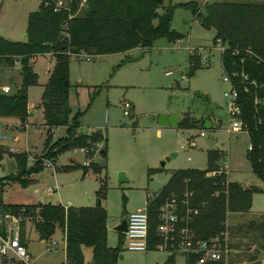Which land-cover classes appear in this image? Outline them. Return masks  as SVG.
Segmentation results:
<instances>
[{
    "label": "rangeland",
    "instance_id": "rangeland-1",
    "mask_svg": "<svg viewBox=\"0 0 264 264\" xmlns=\"http://www.w3.org/2000/svg\"><path fill=\"white\" fill-rule=\"evenodd\" d=\"M40 1L0 0V35L21 41L28 13L37 9ZM170 1L195 2L204 13L205 3L245 0ZM171 26L181 34L175 41L157 38L149 48L139 46L124 52L91 56L89 60L78 56L70 58L68 102L71 116L76 111L83 112L77 130L86 133L93 128L106 138L105 143L100 142L97 146L98 151L105 149V157H100L98 152L92 157V162L101 167V171L95 173L92 167L87 166V173L80 178L84 169L80 167L68 172L65 177L60 174L54 178L55 167L47 166L46 162L44 169L33 175L36 180L28 186L10 184L12 186L6 189L3 196L5 202L31 203L34 199L58 202L60 199L65 203L73 195L80 198L78 203L81 205L93 206L96 203L94 191L103 180L104 194L100 201L107 211V243L112 247L117 244L118 233L114 227L121 216L142 208L145 195L156 193L166 183L172 167L206 169L207 151L210 149L218 147L224 154L230 181L263 188L262 181L252 173L247 158L248 133L243 130L226 131L229 120L224 92L228 90V83L223 80L221 50L213 43L214 30L202 26L191 10L184 7L175 8ZM191 50H197L201 58L206 57L207 63L189 75L188 55ZM54 62V56L48 53L38 55L34 61L38 84L28 89L31 110L40 101L42 85L47 82ZM166 70H172L173 74L166 75ZM17 73L18 69L2 68L0 88H12ZM122 100H128L134 106L129 109L128 115L122 113ZM172 113L180 121L185 117L196 121L195 127L186 129L158 124L159 116ZM34 117L40 118L38 111L28 115L23 123L16 117L8 118L12 127L6 132L9 138L0 139V148L4 150L27 152L29 166L35 157L42 154L46 137L49 136L50 142H53L65 135L64 126L49 127L45 121L37 120L40 124L37 127L33 124L36 121ZM206 120L211 122L209 127L201 123ZM22 124L26 129L22 128ZM200 131H204V136L199 135ZM188 135L194 138L196 147L181 149L179 145ZM166 147L170 150L160 156ZM188 156L191 160H187ZM69 157L80 165L85 160L78 148H74L62 153L59 162L66 163ZM166 157L170 159L161 165ZM51 161L57 166L58 156ZM149 168L159 170L149 173ZM15 172L14 159L4 154L0 160V176ZM55 183L59 185L57 191L51 196L45 194L44 189ZM263 218V192L253 193L249 212L228 214L225 222L228 230L225 231L229 235L231 251L225 264H264V243L256 230L246 228L250 220ZM24 230L33 254L30 264H58L64 261V238L59 228L49 239L58 242L55 251L48 249V242L40 241L31 224L26 223ZM82 248L84 261L88 263L92 258V249ZM169 255V252L159 249L135 251L123 246L117 264H186L184 254H175L173 261H168Z\"/></svg>",
    "mask_w": 264,
    "mask_h": 264
},
{
    "label": "trees",
    "instance_id": "trees-1",
    "mask_svg": "<svg viewBox=\"0 0 264 264\" xmlns=\"http://www.w3.org/2000/svg\"><path fill=\"white\" fill-rule=\"evenodd\" d=\"M177 7L190 9L202 26L214 30L213 43L220 39L224 45L221 51L224 72H244L249 81L255 82L245 83L240 75L232 77L238 92L241 119L247 125L244 130L248 133L250 146L247 158L252 173L262 181L263 188L247 187L230 180L224 183V175L217 178L205 176V172L215 167L221 158L224 160V154L218 147L208 150L206 169L187 167L172 170L167 182L148 203L147 249H156L160 242L158 212L172 193L180 202L185 192H192L189 205L197 207L199 212L189 225L199 239L224 232L229 213L249 212L253 193H264V0L214 1L204 4V13L195 2L172 3L170 0H67L66 5L57 10L50 0H41L38 8L28 13L25 40L13 41L0 36V70L18 66V78L12 88L8 92L0 91V117H16L22 123L26 120L28 88L38 84V73L33 69L34 59L50 53L55 62L47 82L42 85L40 106L46 125L65 127V135L55 141L50 142V137H46L42 154L35 157L30 166L27 164V152L0 148V160L8 154L16 167L15 174L0 176V216L7 212L21 214L20 241L24 245V228L30 221L40 239L49 240L57 228L63 232L65 264H85L83 246L91 247L95 264L118 263L124 233L118 232L115 246L107 245V212L98 203L104 194L103 180L96 191L94 206H64L51 202L5 203L3 193L10 184L26 187L34 182L33 175L45 167L46 161L67 150L106 142L99 130L77 133L83 112L76 111L71 116L68 102L70 58L79 53L97 56L139 46L149 48L157 38L175 41L181 37L171 26ZM201 65L200 55L194 50L188 55V74H193ZM255 97L260 101L254 102ZM195 124L196 121L185 117L177 127L189 129ZM79 167L84 171L87 169L79 163L61 166L60 169L68 171ZM88 167H92L95 173L101 171V167L92 161ZM156 170L159 168H149L148 172ZM246 228L256 230L264 243V218L250 220ZM174 255L170 254L168 261H173ZM194 259V255L186 256V264H192ZM2 262L0 260V264ZM206 264L224 262L208 261Z\"/></svg>",
    "mask_w": 264,
    "mask_h": 264
},
{
    "label": "built area",
    "instance_id": "built-area-1",
    "mask_svg": "<svg viewBox=\"0 0 264 264\" xmlns=\"http://www.w3.org/2000/svg\"><path fill=\"white\" fill-rule=\"evenodd\" d=\"M54 9H60L66 5L65 0H50ZM216 47L221 51L224 50V45L220 39H217ZM194 50H191L192 53ZM198 53V51H197ZM237 53V51H235ZM199 54V53H198ZM82 56L89 60L90 55L79 53L75 56ZM201 64L207 63V58L200 57ZM15 65H18L15 62ZM166 75L173 74L172 70L165 71ZM240 75L242 81L249 84H255V82L249 81L248 76L244 72H231L230 74L224 72L223 80L228 83V90L224 92V96L227 99V113H228V126L226 128L227 133L244 131L247 128L246 123L241 119V108L237 103L238 92L236 86L232 80V77ZM184 76L182 75V78ZM2 92H8L9 88L3 86L0 88ZM260 100L255 97L254 102ZM123 106L122 113L124 115L129 114V109L132 108V104L128 100H122ZM204 131H200L199 135L204 136ZM98 144H92L91 146L79 147L78 150L84 155L85 160L83 165L89 166L92 161V157L98 152ZM181 149H190L196 147V142L191 135H188L183 143H180ZM250 148V146H248ZM187 160H191L188 156ZM47 166L55 167V163L52 161H46ZM228 163L226 160L218 162V164L208 169L205 172V176L211 178H217L225 176V182L229 181L228 178ZM47 193H53L54 188L48 187ZM156 195V193H148L144 200V206L133 212H130L127 218L126 231L124 233V247L128 250L145 251L147 250V229H148V217L146 208L150 200ZM192 196V192H185L180 202L177 197L172 193L168 199L160 206L158 212V224L157 233L160 237V242L155 246L156 249L169 252L170 254H184L185 256L194 255L195 259L192 264H206L208 261H217L226 263L231 246L229 242V235L227 231L222 232L219 235L209 237L206 239L196 238L194 231L190 228V222L194 215L199 212L197 207L189 205V198ZM22 216L19 213L7 212L0 216V257L6 264H30V255L26 246L20 241V222ZM48 249L51 251L56 250V241H48ZM58 264H65L62 261Z\"/></svg>",
    "mask_w": 264,
    "mask_h": 264
},
{
    "label": "crops",
    "instance_id": "crops-1",
    "mask_svg": "<svg viewBox=\"0 0 264 264\" xmlns=\"http://www.w3.org/2000/svg\"><path fill=\"white\" fill-rule=\"evenodd\" d=\"M25 35V34H24ZM0 36H2V35H0ZM2 37H4V38H7V39H9V40H12V39H10V38H8V37H5V36H2ZM24 38L21 40V41H23V40H25V36H23ZM48 54H50V53H48ZM200 55V54H199ZM78 57H82V56H79V55H77ZM97 56H101V55H97ZM37 57V56H36ZM36 57H35V59H36ZM74 57H76V56H72V58H74ZM90 57H91V55H90ZM35 59H34V61H35ZM15 69H18V66H15L14 67ZM167 71V70H166ZM168 76H170V75H168ZM18 78V77H17ZM43 87V86H42ZM29 89V88H28ZM43 90V89H42ZM132 104V103H131ZM134 106H133V104H132V108H133ZM35 111H38L39 112V116H40V118H37V117H34V119L36 120L35 121V123H33L35 126H37V127H39V123H37L38 121L37 120H42V123L44 122V118H43V113H42V107L40 106V101L37 103V105L35 106V109H30L29 108V106H28V115H33V112H35ZM8 118H10V117H0V139H8L9 138V135L6 133L8 130V128H12V127H10V124H9V122H8ZM210 122V121H209ZM211 125V122H210V124H209V126ZM17 127V126H16ZM22 128H24V129H26V126H25V124H22ZM17 129H18V127H17ZM92 131H96V129H93V128H91L89 131H87L86 133H90V132H92ZM77 133H81V132H79L78 130H77ZM100 143H98V145H99ZM100 146V145H99ZM168 150H170L169 148H165V150H162L161 151V155L160 156H164L165 154H167V152H168ZM10 152H13V151H10ZM64 153V152H63ZM62 154V153H61ZM61 154H59L58 155V164H57V166H55V172L53 173V176H54V178H55V176L56 175H60V174H62L64 177L66 176V175H68V172H71L72 170H75V169H78V168H73V169H70V170H68V171H65V170H62V169H60V167L61 166H71V165H73V164H76L77 162L75 161V159L74 158H72V157H69L68 158V162H66V163H63V164H61L60 162H59V156L61 155ZM166 162H168V161H166ZM166 162H165V164H166ZM80 168V167H79ZM178 168H187V167H178ZM177 167H172V169L171 170H174V169H178ZM44 169V168H43ZM42 169V170H43ZM164 169V168H163ZM41 170V171H42ZM87 170L88 169H86V171H84V169H83V173L81 174V176H80V178H83L84 176H85V174L87 173ZM168 178H169V176H168ZM168 178H167V180H168ZM35 180H36V177H35ZM167 182V181H166ZM12 186V185H11ZM10 187V186H9ZM49 187H53L54 188V192L53 193H55L56 191H57V189H58V187H59V185L58 184H54V185H51V186H49ZM8 188V187H7ZM6 188V189H7ZM48 188V187H47ZM46 188V189H47ZM99 188V187H98ZM98 188L97 189H95V191H94V198H95V201L97 202V199H96V191L98 190ZM46 189H44V193L45 194H47V195H49V196H51V195H53V193H47L46 192ZM160 190V189H159ZM158 190V191H159ZM6 191V190H5ZM5 191H4V193H5ZM157 191V192H158ZM156 192V193H157ZM4 193H3V196H4ZM148 194V193H147ZM146 194V195H147ZM146 195H145V198H146ZM144 198V199H145ZM78 200H80V198H78V197H75V196H69L67 199H66V201H65V203H63L60 199L58 200V202H52V201H48V202H51V203H60V204H62V205H64V206H83V205H81V203H78ZM3 201H4V198H3ZM5 202V201H4ZM38 202H41V203H46V202H44V201H42L41 199H34L31 203H38ZM100 202V204H101V201H99ZM5 203H23V202H15V201H12V202H5ZM96 204V203H95ZM94 206V205H93ZM105 208V207H104ZM137 209H140V208H137ZM136 209V210H137ZM107 212V211H106ZM236 214H239V213H236ZM123 217H126L127 216V214H125V215H122ZM121 216V219L123 218ZM107 219H108V216H107ZM121 221V220H120ZM26 223H29V224H31L32 225V223L30 222V221H27ZM119 224V223H118ZM117 224V225H118ZM106 225H107V232H108V224L106 223ZM117 225L114 227L115 228V230H116V227H117ZM33 226V225H32ZM117 231V230H116ZM119 231H117V233H118ZM61 233H62V237L64 238V235H63V232L61 231ZM123 233V232H122ZM40 241L42 242V243H47L48 242V240H44V239H40ZM107 245H108V243H107ZM25 246H26V248H27V251H28V253H29V255H30V259L32 258V256H33V254H32V252H31V250H30V246H29V242H28V239L26 238V236H25ZM57 246H58V242H57V245H56V248H57ZM109 246V245H108ZM122 246H124V242H123V244H122ZM123 248V247H122ZM123 250V249H122ZM82 251H83V248H82ZM122 252V251H121ZM121 254V253H120ZM64 255H65V241H64ZM64 258H65V256H64ZM0 260L1 261H3V263H4V260L2 259V258H0ZM91 261H92V258H91ZM85 262V261H84ZM89 262V261H88ZM87 263V262H86ZM85 263V264H86ZM2 264V263H1Z\"/></svg>",
    "mask_w": 264,
    "mask_h": 264
},
{
    "label": "water",
    "instance_id": "water-1",
    "mask_svg": "<svg viewBox=\"0 0 264 264\" xmlns=\"http://www.w3.org/2000/svg\"><path fill=\"white\" fill-rule=\"evenodd\" d=\"M25 36V35H24ZM180 122L179 119L176 118L175 114H164L159 116L158 118V124L159 125H170V126H175ZM210 122L208 120L205 121L204 126L209 127ZM98 154L100 157H105L106 152L104 149H100L98 151ZM172 156H176V154H172ZM170 157H166L165 160L161 161V165H164L165 161L169 160ZM100 204V202H98ZM126 226H127V218L123 217L119 224L116 227V230L119 232H125L126 231ZM87 264H95L94 261H90Z\"/></svg>",
    "mask_w": 264,
    "mask_h": 264
}]
</instances>
